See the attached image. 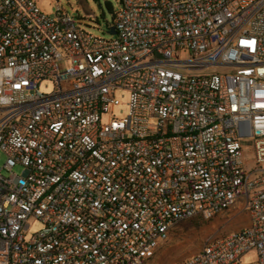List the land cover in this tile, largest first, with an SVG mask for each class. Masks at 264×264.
<instances>
[{
	"label": "built area",
	"instance_id": "2783aa9c",
	"mask_svg": "<svg viewBox=\"0 0 264 264\" xmlns=\"http://www.w3.org/2000/svg\"><path fill=\"white\" fill-rule=\"evenodd\" d=\"M108 28L0 0V264H146L238 199L248 224L174 264H264V0H120Z\"/></svg>",
	"mask_w": 264,
	"mask_h": 264
},
{
	"label": "rangeland",
	"instance_id": "374dc122",
	"mask_svg": "<svg viewBox=\"0 0 264 264\" xmlns=\"http://www.w3.org/2000/svg\"><path fill=\"white\" fill-rule=\"evenodd\" d=\"M44 14L54 16L55 4L63 11L74 17L77 26L87 32L103 38L110 36L109 25L113 21V15L120 8V0H34ZM66 61L59 62V67L64 68ZM40 91L47 93L52 91V83L42 80L38 86ZM114 96L119 100V105L112 108L111 113H104L101 122L107 123L111 118L122 119L129 110V91L118 89ZM1 117V115H0ZM242 160L247 169L254 167V152L250 143L243 140L241 143ZM5 155L0 151V173L8 175L9 171L3 168ZM22 166L16 165L11 169L15 174H21ZM241 199H238L236 207L214 215L209 218L201 216L192 217L178 223L171 231L167 240L157 248L154 256L146 264H174L200 249L203 243L210 237L222 236L231 231L245 226L249 219L244 210H241ZM41 227L38 220L30 221L27 234H31ZM240 264H258L256 252L251 250L243 254Z\"/></svg>",
	"mask_w": 264,
	"mask_h": 264
},
{
	"label": "trees",
	"instance_id": "16d2710c",
	"mask_svg": "<svg viewBox=\"0 0 264 264\" xmlns=\"http://www.w3.org/2000/svg\"><path fill=\"white\" fill-rule=\"evenodd\" d=\"M115 14L113 15V18H114Z\"/></svg>",
	"mask_w": 264,
	"mask_h": 264
},
{
	"label": "crops",
	"instance_id": "0c3cea01",
	"mask_svg": "<svg viewBox=\"0 0 264 264\" xmlns=\"http://www.w3.org/2000/svg\"><path fill=\"white\" fill-rule=\"evenodd\" d=\"M248 224V223H247Z\"/></svg>",
	"mask_w": 264,
	"mask_h": 264
}]
</instances>
